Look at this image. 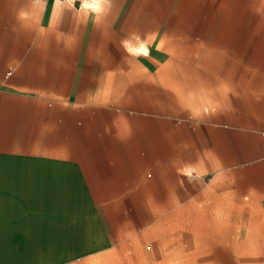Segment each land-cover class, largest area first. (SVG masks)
I'll use <instances>...</instances> for the list:
<instances>
[{
  "label": "crops",
  "instance_id": "1",
  "mask_svg": "<svg viewBox=\"0 0 264 264\" xmlns=\"http://www.w3.org/2000/svg\"><path fill=\"white\" fill-rule=\"evenodd\" d=\"M184 14L174 0H0V264H42L77 189L78 141L110 110H142L129 99L180 94L182 172L264 198V114L238 105L252 73L157 67L172 61L158 45L193 38Z\"/></svg>",
  "mask_w": 264,
  "mask_h": 264
},
{
  "label": "rangeland",
  "instance_id": "2",
  "mask_svg": "<svg viewBox=\"0 0 264 264\" xmlns=\"http://www.w3.org/2000/svg\"><path fill=\"white\" fill-rule=\"evenodd\" d=\"M174 5L184 8L193 38L157 46L172 55L157 63L160 72L252 73L254 92L238 95V105L264 114V0ZM180 96L129 99L142 110H110V125L81 136L77 189L62 195L70 204L60 207V237L44 239L42 264H264V198L182 172L180 117L191 111Z\"/></svg>",
  "mask_w": 264,
  "mask_h": 264
}]
</instances>
